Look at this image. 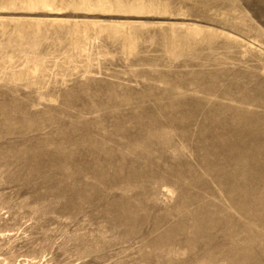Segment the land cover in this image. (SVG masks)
Returning <instances> with one entry per match:
<instances>
[{
	"label": "rangeland",
	"instance_id": "rangeland-1",
	"mask_svg": "<svg viewBox=\"0 0 264 264\" xmlns=\"http://www.w3.org/2000/svg\"><path fill=\"white\" fill-rule=\"evenodd\" d=\"M25 1L0 0V264H264V0Z\"/></svg>",
	"mask_w": 264,
	"mask_h": 264
},
{
	"label": "bare ground",
	"instance_id": "bare-ground-1",
	"mask_svg": "<svg viewBox=\"0 0 264 264\" xmlns=\"http://www.w3.org/2000/svg\"><path fill=\"white\" fill-rule=\"evenodd\" d=\"M80 1V5L79 7L77 6V4L75 5L77 9L79 10H85V11H101V12H111V11H115V12H125V13H135V14H141L143 11H145V9L148 7L149 9H153V4L152 3H148L147 6L145 5V1L143 2L142 0H130L132 1L131 4L129 3H125L122 0H115L114 3H110L108 0H79ZM128 1V0H127ZM2 3V2H1ZM10 3V2H9ZM79 4V3H78ZM5 5V4H4ZM9 5V4H8ZM72 5V4H71ZM52 6V4H51ZM51 6L49 5V0H26L25 3H23V9H27V10H35V9H41V8H51ZM73 6V5H72ZM159 6V5H158ZM53 8V6H52ZM75 8V9H76ZM164 8V7H162ZM160 8V10L162 9ZM54 9V8H53ZM57 10V9H56ZM156 11L158 9H155ZM152 12V10L148 11V13ZM159 12V11H158ZM161 13H165V11L162 9L160 11ZM159 12V13H160ZM128 26V25H126ZM120 27V26H119ZM122 28V27H121ZM127 29V28H126ZM101 30V29H100ZM20 31V30H19ZM75 31V30H74ZM101 31H104L101 30ZM120 31V30H119ZM129 31V29H128ZM100 32V31H99ZM110 32V31H109ZM108 32V34H109ZM113 32V31H111ZM131 32V31H130ZM129 32V33H130ZM102 33V32H101ZM104 33V32H103ZM120 33V32H119ZM116 34V31L114 32V36ZM194 35H197L198 33L196 31H193ZM110 35V34H109ZM111 37V36H110ZM131 36H129L130 38ZM128 38V39H129ZM132 39V38H130ZM129 39V40H130ZM187 42V41H186ZM131 46V45H130ZM233 126V125H232ZM235 127V126H234ZM241 129V128H239ZM217 130V129H216ZM221 130V129H220ZM219 130V131H220ZM225 130V129H224ZM236 130V129H235ZM245 128L242 127V129L240 131H244ZM220 133V132H219ZM218 135V134H217ZM234 136V135H233ZM236 139V138H235ZM240 139V142L242 141H248L249 139L247 138V136H243ZM238 140V139H237Z\"/></svg>",
	"mask_w": 264,
	"mask_h": 264
}]
</instances>
